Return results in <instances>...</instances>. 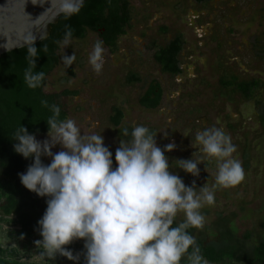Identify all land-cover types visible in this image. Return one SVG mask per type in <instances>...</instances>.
I'll return each instance as SVG.
<instances>
[{"label":"rangeland","instance_id":"rangeland-1","mask_svg":"<svg viewBox=\"0 0 264 264\" xmlns=\"http://www.w3.org/2000/svg\"><path fill=\"white\" fill-rule=\"evenodd\" d=\"M130 4L132 26L118 40L115 50L103 43L102 71L95 73L88 62L95 41L102 39L99 33L88 31L85 38L73 39L67 49L60 48L59 65L48 76L44 91L79 92L76 97L62 98L68 118L83 134L103 135L105 146L113 154L114 167L120 141L131 138L121 135L124 128L130 134L137 125L148 127L161 148L174 142L176 149L165 155L170 170L187 186L195 181L197 188L205 184L211 188L215 163L205 158L198 166L199 177H194L178 169L175 161L193 158L198 149L191 141L195 143L197 131L221 128L236 146L234 157L241 162L245 179L234 188L215 189V203L201 209L204 225L194 228L193 236L197 239L209 235L208 242H217L215 232L220 237L228 227L238 238L251 234L248 245L264 240V0H210L204 5L194 0H130ZM178 34L185 40L179 56L182 72L169 75L154 57ZM73 53L76 59L66 67L62 56ZM132 74L141 77V82L129 84ZM233 74L241 81L258 80L261 86L245 99L237 90L233 93L222 86L224 79L233 81ZM152 80L161 84L163 98L158 108L148 110L140 106L139 99ZM115 107L125 115L119 126L111 123ZM36 138L43 141L48 133ZM60 150L59 146L52 149L54 153ZM42 159L50 163L49 158ZM194 159L199 161L201 156ZM183 219L179 214L177 222ZM19 229L15 216L0 213V236L7 237L0 246V259L17 264H73L59 255L55 260L41 257L40 250L35 244L29 246L26 239L15 243L13 237ZM13 250L15 254L11 255ZM83 252L84 241H74L73 254H80L79 264Z\"/></svg>","mask_w":264,"mask_h":264},{"label":"clouds","instance_id":"clouds-1","mask_svg":"<svg viewBox=\"0 0 264 264\" xmlns=\"http://www.w3.org/2000/svg\"><path fill=\"white\" fill-rule=\"evenodd\" d=\"M82 4L83 0H57V15H77ZM72 39L73 30L66 25L63 38L56 43L67 49ZM25 46L28 67L24 82L35 90L42 86L45 73L34 71L36 41L26 39ZM104 51L103 41L98 39L89 53L88 62L97 74L104 66ZM75 59V53L62 56L66 67ZM41 103L52 113L46 121L48 138L40 141L21 125L13 143L16 154L32 160L19 174L21 184L47 198L45 212L38 220L42 239L34 241L41 257L55 260L59 255L79 264L80 254L74 255L67 246L82 240L84 264H209L188 229L203 227L201 209L215 203V189L234 188L245 179L242 164L234 157L236 146L221 128L197 131L195 143L191 141L198 149L193 158L175 161L178 169L194 177H199L198 166L205 158L215 163V183L211 188L207 184L197 188L195 181L187 186L170 170L165 153L173 152L175 143L159 147L148 127L137 125L130 134L128 128L120 131L131 138L120 141L114 167L103 135L83 134L73 119H59L58 105ZM188 134L186 131L184 136ZM57 146L61 150L54 153ZM196 156L201 160L194 159ZM44 157L50 163L45 164ZM179 214L184 219L177 222ZM6 242L7 237L0 236V246Z\"/></svg>","mask_w":264,"mask_h":264},{"label":"trees","instance_id":"trees-1","mask_svg":"<svg viewBox=\"0 0 264 264\" xmlns=\"http://www.w3.org/2000/svg\"><path fill=\"white\" fill-rule=\"evenodd\" d=\"M131 24L130 0H89L82 5L79 14L70 18L62 16L58 24L52 27L50 36L36 44L38 53L34 71H43L45 80L42 86L35 90L28 88L24 82V71L28 67L27 47L0 58V213L6 217L15 216L20 225V229L15 233L18 237L23 235L29 246H33L37 238L42 239L38 231V220L45 212L47 198L37 196L21 184L19 174L27 170L32 160L15 153L14 133L21 125L35 136L48 133L46 121L52 113L41 101H47L48 105H58L61 109L59 119H66L68 112L62 98L79 95L78 91L71 90H64L59 94H48L44 91L48 76L60 61L61 47L56 41L63 38L65 26L68 25L73 30V39L85 38L88 31L96 32L105 46L115 50L118 40L128 33ZM163 31L166 32L165 29ZM184 44L183 36L177 35L168 45L159 48L154 58L163 72L172 75L182 72L179 55ZM68 72L74 75L72 68H69ZM140 82L141 77L138 75L132 74L128 78L129 84ZM224 83L226 85V82ZM232 84L233 81L227 85ZM254 87L258 88L259 83L241 84L237 90L246 98H250ZM162 98L161 84L152 80L140 97L139 104L145 109L154 110L160 106ZM113 111L111 123L119 126L124 119V112L118 107ZM226 228L227 230L218 236L217 242H208L207 234L195 239L209 264H264V240L248 245L251 234L237 239L236 234L233 235L228 227ZM193 229H188L192 235ZM67 247L73 252V243ZM10 254H15V250L10 251ZM0 264L17 263L0 259ZM80 264H84V259Z\"/></svg>","mask_w":264,"mask_h":264},{"label":"water","instance_id":"water-1","mask_svg":"<svg viewBox=\"0 0 264 264\" xmlns=\"http://www.w3.org/2000/svg\"><path fill=\"white\" fill-rule=\"evenodd\" d=\"M57 11V0H0V58L26 48V39L36 44L47 39L62 17Z\"/></svg>","mask_w":264,"mask_h":264},{"label":"flooded vegetation","instance_id":"flooded-vegetation-1","mask_svg":"<svg viewBox=\"0 0 264 264\" xmlns=\"http://www.w3.org/2000/svg\"><path fill=\"white\" fill-rule=\"evenodd\" d=\"M195 2H196V4L197 5H199V4H201V5H204V4H206V3H208V2H210V0H205V1H200V0H194ZM174 39V37L172 38V39H170V42L172 41ZM167 44H169V43H167ZM109 48V47H108ZM180 62V61H179ZM180 68H182L181 66H180ZM167 74H169V75H172V74H170V73H167ZM233 76V83L234 84H232V85H227L229 82H231L230 80H228V79H224V81H222V86L226 89V90H229V91H231V92H233V93H235L236 91L235 90H237L238 89V87H240V85L241 84H246V83H251V82H258L259 83V87L258 88H260V86H261V82H259L258 80H251V81H241L237 76H235L234 74L232 75ZM224 82H226V85H225V83ZM258 88H256V87H254L253 88V93H254V91L255 90H257ZM163 90V89H162ZM238 91V90H237ZM145 92V91H144ZM238 93H240V92H238ZM241 94V93H240ZM242 96H243V98H245V99H249V98H246L243 94H241ZM251 97H252V95H251ZM250 97V98H251ZM9 235L11 234V233H8ZM17 235V234H16ZM214 238H216V239H218V235H217V233L215 232V237ZM237 239H238V237H236ZM24 239V238H23ZM240 239V238H239ZM13 240L15 241V243H20V237H18V236H16V237H13ZM19 246V245H18ZM27 245H25V247H26ZM20 248V247H19ZM27 248V247H26ZM24 252V251H23Z\"/></svg>","mask_w":264,"mask_h":264},{"label":"crops","instance_id":"crops-1","mask_svg":"<svg viewBox=\"0 0 264 264\" xmlns=\"http://www.w3.org/2000/svg\"><path fill=\"white\" fill-rule=\"evenodd\" d=\"M126 35H127V34H126ZM178 35H182V34H178ZM176 36H177V35H176ZM182 36H183V35H182ZM174 38H175V36H174ZM183 38H184V36H183ZM184 42H185V40H184ZM168 43H170V41H169ZM167 45H168V44H167ZM184 46H185V44H184ZM164 47H165V46H164ZM160 48H162V47H160ZM183 50H184V48H183ZM183 50H182V52H183ZM182 52H181V53H182ZM181 53H180V54H181ZM179 56H180V55H179ZM179 63H180V62H179ZM181 70H182V68H181Z\"/></svg>","mask_w":264,"mask_h":264}]
</instances>
